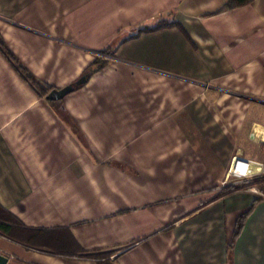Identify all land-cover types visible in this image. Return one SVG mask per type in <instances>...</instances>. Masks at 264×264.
Masks as SVG:
<instances>
[{"label": "crops", "instance_id": "crops-1", "mask_svg": "<svg viewBox=\"0 0 264 264\" xmlns=\"http://www.w3.org/2000/svg\"><path fill=\"white\" fill-rule=\"evenodd\" d=\"M224 3L0 0L3 42L53 88L114 51L57 102L78 139L0 49V221L44 248L0 234L9 263L102 264L79 246L113 264H264V192L220 193L232 157L264 167V0Z\"/></svg>", "mask_w": 264, "mask_h": 264}, {"label": "trees", "instance_id": "trees-1", "mask_svg": "<svg viewBox=\"0 0 264 264\" xmlns=\"http://www.w3.org/2000/svg\"><path fill=\"white\" fill-rule=\"evenodd\" d=\"M247 2H249V0H225L224 6L226 8H234V7L244 5ZM172 24L173 23H171V22L161 20V21L157 22V24H155L152 27H145V28L138 30L137 33L131 34L129 36V38L138 35V33L140 31H151V30H155L158 28L170 26ZM0 49L3 52L4 56L7 58V60L9 61L10 65L15 69V71L37 92V94L40 97L45 99V96L53 89V87L41 82L40 80H38L23 64H21L20 61L17 59V57L7 48V46L5 45V43L2 40L1 36H0ZM103 51L107 52L108 54L110 53L111 55H114V51L113 50L110 51V48H105ZM106 63H107V60L105 58H101L100 56H96L95 60L91 63V65L85 71V73L87 74V77H89L95 71L100 70L102 67L105 66ZM47 102H49L53 106L55 112L57 114H59V116L64 121H66L70 124L73 134L78 139H81L78 128L70 121L65 110L59 106L60 104L57 102H52V101H47ZM254 184L264 192V179H263V181L262 180L256 181V182H254ZM238 187H239L238 185L226 186L222 189V191L220 193H224V192L228 193V192H231V191L237 189ZM249 211L241 214L239 216V218L237 219V224H236L237 230L235 231L234 235H236L238 233V230L240 229V227L243 223V220L245 219V217L247 216ZM16 221H17L16 218L13 217L11 214H7V216H5L4 218H1L0 234L6 236L8 238H15L19 242H21V243H23L29 247H33L36 249L43 250L44 248H43V246H41V243H40L41 241H39V239H38L40 237L41 233L31 231V230H27V229H23V230L19 231L20 235H18V236L14 235V233L11 231L12 226H10V225L16 224L17 223ZM232 244H233V238L228 243L227 247L228 248L231 247ZM44 251L48 252V250H44ZM74 251L78 255L83 256V257L102 259L101 260L102 264H113L110 262V260L108 261L109 255H110L109 252H103L102 253L99 250L86 251L79 246H77V248H75Z\"/></svg>", "mask_w": 264, "mask_h": 264}, {"label": "water", "instance_id": "water-1", "mask_svg": "<svg viewBox=\"0 0 264 264\" xmlns=\"http://www.w3.org/2000/svg\"><path fill=\"white\" fill-rule=\"evenodd\" d=\"M87 74H82L74 82L69 83L61 88H53L46 96L47 101L60 102L68 93L74 91L76 88L84 84L87 80ZM0 264H9V258L0 252Z\"/></svg>", "mask_w": 264, "mask_h": 264}, {"label": "rangeland", "instance_id": "rangeland-1", "mask_svg": "<svg viewBox=\"0 0 264 264\" xmlns=\"http://www.w3.org/2000/svg\"><path fill=\"white\" fill-rule=\"evenodd\" d=\"M104 50V49H103ZM103 50H101V54H99L98 56H100L101 58H105L108 57V56H112L110 53L108 54L107 52H104ZM111 51V50H110ZM251 180L253 179L252 181H263L264 179V173L263 174H259V175H252L250 177H246V178H243V179H238L234 176H231V175H227V177L225 178V180L223 181L222 185L224 187L226 186H234V185H238V186H244L247 182V180ZM262 191V190H261ZM9 264H13V263H9Z\"/></svg>", "mask_w": 264, "mask_h": 264}, {"label": "built area", "instance_id": "built-area-1", "mask_svg": "<svg viewBox=\"0 0 264 264\" xmlns=\"http://www.w3.org/2000/svg\"><path fill=\"white\" fill-rule=\"evenodd\" d=\"M247 162H250L248 160H246L245 158L239 156V155H236L234 157H232V160H231V163H230V166H229V169H228V175H231V176H234L238 179H243V178H246V177H250L252 175H261L263 174V169L264 167L261 165V164H258V163H255V164H258L260 165L261 169L259 171H255V172H252V173H239L236 168L234 167V164H237V163H247ZM251 163H254V162H251Z\"/></svg>", "mask_w": 264, "mask_h": 264}, {"label": "bare ground", "instance_id": "bare-ground-1", "mask_svg": "<svg viewBox=\"0 0 264 264\" xmlns=\"http://www.w3.org/2000/svg\"><path fill=\"white\" fill-rule=\"evenodd\" d=\"M257 134H258V132H257ZM263 137H264V135H263ZM234 167L236 168V170L239 173H242V174H244L245 172L250 174L252 172L259 171L261 169L260 165L255 164V163H251V162H247V163H237V164H234Z\"/></svg>", "mask_w": 264, "mask_h": 264}]
</instances>
